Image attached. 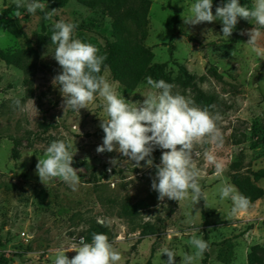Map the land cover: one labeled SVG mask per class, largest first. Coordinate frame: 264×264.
<instances>
[{
	"label": "rangeland",
	"instance_id": "obj_1",
	"mask_svg": "<svg viewBox=\"0 0 264 264\" xmlns=\"http://www.w3.org/2000/svg\"><path fill=\"white\" fill-rule=\"evenodd\" d=\"M139 1L128 5L136 8ZM146 1L142 45L151 65L161 67L154 79L174 84V91L222 116L217 122L222 142L194 147L200 152L196 164L209 208L203 199L196 204L191 190L186 199H166L159 207L158 193L151 188L154 167L143 161L137 167L116 151L96 152L104 137L101 118H107L103 98L96 95L88 108L64 113L63 97L51 83L62 71L52 56V22L40 10L30 14L24 9L19 17L13 12L0 20V262L53 264L58 249L76 245L81 236L105 233L121 255L116 264H163L167 255L157 253L164 247L181 264L180 256L193 251L188 243L193 235L203 236L209 246L206 262L203 255L196 264H264V197L233 216L232 201L221 200L217 191L234 177H249L264 191V179L254 178L264 173V28L254 50L246 44L250 37L240 35L254 22L241 18L227 38L219 20L184 23L182 13L189 15L195 0ZM41 2L48 11L59 9L54 21L77 25L73 38L99 51L114 41L109 0H67L59 6ZM13 7V0H0V16ZM10 26L23 35L9 33ZM102 75L129 102L142 101L152 90L147 82L137 87L114 82L108 69ZM15 98L21 99L23 111L13 106ZM60 139L76 153L73 167L80 183L75 191L59 178L45 186L36 174L38 156ZM206 149L223 165L222 173L205 160ZM163 151L154 150L156 164ZM112 158L121 161L110 173ZM66 254L70 259L76 255Z\"/></svg>",
	"mask_w": 264,
	"mask_h": 264
},
{
	"label": "clouds",
	"instance_id": "obj_2",
	"mask_svg": "<svg viewBox=\"0 0 264 264\" xmlns=\"http://www.w3.org/2000/svg\"><path fill=\"white\" fill-rule=\"evenodd\" d=\"M13 3L16 17L21 15V9H26L30 14L40 10L44 14L43 19L52 22L51 43L56 45L52 56L62 71L53 77L51 83L63 97L61 107L64 113L68 109L80 112L88 108L96 95L103 98L107 118H101L99 127L104 137L96 152L116 151L137 167L141 166L142 161L145 167H154L156 171L151 188L158 193L159 207L166 199L178 202L186 199L191 190L194 202L197 204L203 199L205 207L209 208L207 195L200 186L201 171L196 164L200 152L194 151V147L204 142H222L217 127V122L222 119L220 113H214L212 106L200 107L190 96L174 91V84L152 77L146 78L152 90L143 96L144 99L129 102L118 95L114 86L101 74L107 55L100 54L95 45L73 38L77 27L74 23L63 19L54 21L59 9L48 11L41 0H13ZM187 11V16L185 12L182 13L186 25L219 20L222 22L223 36L227 38L241 18L254 22V28L241 30L240 35L249 36L246 44L256 50L261 35L259 29L264 28V0H253L251 7L242 5L240 0H227L215 8V14L213 0H195ZM235 54L236 50L232 56ZM13 106L24 110L20 98L13 100ZM157 147L165 150L159 164L152 157ZM71 149L72 145L65 140H54L43 156H38L36 174L42 184L47 186L49 181L59 178L73 191L77 190L80 180L77 168L73 167L76 153ZM204 158L215 166L217 174L222 173L223 165L217 162L210 149L204 151ZM119 161L116 158L109 160L110 173ZM217 191L221 200L232 201L230 215H237L251 206L250 199L228 182L218 185ZM97 223L108 226L102 218H97ZM188 243L193 251L180 256L181 264H196L208 248V243L203 236L195 235ZM73 251L76 255L70 259L66 253ZM164 254L168 259L163 264H176L177 255L173 250L164 247L157 253L158 256ZM120 260L119 251L105 233H92L91 242L81 236L76 245L58 249L53 264H116Z\"/></svg>",
	"mask_w": 264,
	"mask_h": 264
},
{
	"label": "trees",
	"instance_id": "obj_3",
	"mask_svg": "<svg viewBox=\"0 0 264 264\" xmlns=\"http://www.w3.org/2000/svg\"><path fill=\"white\" fill-rule=\"evenodd\" d=\"M57 6L63 5L67 0H47ZM105 1V0H101ZM114 1V3H112ZM129 0H109L107 13L114 19L113 34L114 41L106 44L100 54H106L107 60L102 66L101 74L108 69L111 71L114 82L131 87H137L140 83L147 82V77H152L161 69L160 66L151 65V56L144 49L142 42L146 37L147 15L149 2L140 0L136 8L128 5ZM227 0H213V13L215 8ZM242 5H251V0H240ZM59 4V5H58ZM21 9L20 11H23ZM15 12V7L4 12L0 16L3 20L10 13ZM40 15H44L41 13ZM9 33L14 36H21L22 31L10 26ZM256 180L264 179V173L254 175ZM232 184L251 201V206L264 197V191L257 188L249 177H234ZM250 206V207H251ZM249 207V208H250ZM91 242V237L86 238ZM209 248V246H208ZM204 252L206 262L208 255L207 250ZM6 260H2L0 264H6Z\"/></svg>",
	"mask_w": 264,
	"mask_h": 264
}]
</instances>
